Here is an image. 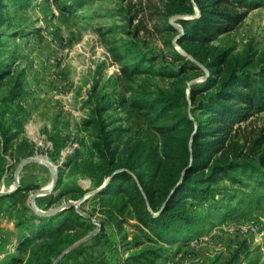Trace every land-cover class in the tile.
<instances>
[{
    "label": "rangeland",
    "instance_id": "1",
    "mask_svg": "<svg viewBox=\"0 0 264 264\" xmlns=\"http://www.w3.org/2000/svg\"><path fill=\"white\" fill-rule=\"evenodd\" d=\"M57 1L68 5L77 1L80 9L63 11L55 6ZM170 1L0 0V190H10L18 165L33 157L55 170V186L58 183L56 190L54 186L46 197L40 196V210L50 212L87 195L78 209L85 215L92 212L94 227L87 235L95 232L72 249L64 264H118L128 255L122 236L132 229L123 224L121 233L109 223L101 234L96 222L104 214L93 211L96 201H91V192L101 181L102 185L108 181L106 173L130 158L137 144L150 147L155 141L130 100L182 88L188 93L190 86L202 83L210 74L224 77L234 65L250 62L251 66L264 57L262 6L210 45H186L188 59L197 61L201 70H191L178 81L156 75L123 77L119 65L111 61L104 39L117 44L133 39L126 32L136 23H129L136 5L150 7L151 12L164 11ZM169 21L181 29L175 18ZM136 41L153 51L159 45L143 36ZM226 51L224 64L206 67L214 56ZM254 121L255 127H264V114ZM101 141L105 147L99 152L95 145ZM257 150L264 154V144ZM27 167L28 174L18 178L19 186L36 183L39 190L51 185L48 167L38 162ZM34 192L25 200L26 215L32 217L37 214L30 199ZM235 193L226 202L232 207L244 202L241 212L226 218L201 206L198 212L207 215L208 223L198 239L182 252L173 246L159 264H264V198L249 187ZM58 196L49 207L42 205ZM19 207L17 202L14 208Z\"/></svg>",
    "mask_w": 264,
    "mask_h": 264
},
{
    "label": "trees",
    "instance_id": "2",
    "mask_svg": "<svg viewBox=\"0 0 264 264\" xmlns=\"http://www.w3.org/2000/svg\"><path fill=\"white\" fill-rule=\"evenodd\" d=\"M76 3L57 1L55 6L73 13L80 9ZM262 6L264 0H172L164 11L151 12L150 7L136 5L129 17L130 24L136 23L126 32L133 39L120 44L104 39V44L123 77L156 75L178 81L191 70H201L188 59L187 44L210 45ZM174 16L180 30L169 21ZM142 36L159 44L156 51L144 49L136 41ZM228 53L214 56L206 67L224 64ZM249 64L234 65L224 77L210 74L202 83L190 86L188 93L182 88L130 100L155 141L150 147L137 144L130 158L106 173L105 186L91 197L96 201L93 211L104 214L101 234L109 223L121 233L123 224L132 229L122 236L128 255L118 264H159L173 246L177 252L192 246L208 223L207 215L198 212L201 206L232 218L244 203L232 207L226 202L237 190L249 187L264 198V154L257 150L264 144V127L254 125L256 117L264 114V57ZM104 147V141L95 145L99 152ZM57 187L58 183L55 190ZM38 188L29 182L0 197L20 195V207L15 209V202L11 206L17 242L0 258V264H53L94 227L92 212L85 215L74 207L48 216H27L25 200ZM58 198L44 200L42 205L49 207Z\"/></svg>",
    "mask_w": 264,
    "mask_h": 264
},
{
    "label": "water",
    "instance_id": "3",
    "mask_svg": "<svg viewBox=\"0 0 264 264\" xmlns=\"http://www.w3.org/2000/svg\"><path fill=\"white\" fill-rule=\"evenodd\" d=\"M176 16H174L173 18H175ZM198 65L199 63L197 61H195ZM200 66V65H199ZM30 162H38V163H41L43 165H45L46 167L49 168V170L51 171V174H52V183L49 187L47 188H42V189H39L37 191H35L34 193L31 194L30 196V199H31V202H32V206H33V209L35 210V212L38 214V215H41V216H48V215H53V214H56L66 208H69V207H74L75 209H77V211H79L78 207H79V204L80 202L87 196H84L82 197V199L78 200V201H68L67 203L65 204H62L58 207H56L55 209L51 210L50 212H44L42 210H40L38 207H37V204H36V198L37 196H41V195H47L49 194L52 189L54 188L55 186V182H56V173H55V170L45 161L43 160H40V159H37V158H33V157H29V158H26L24 161H22L18 167L16 168V171H15V174H14V185L13 187L8 190V191H2L0 190V197L1 196H4V195H7V194H10L12 193L18 186V173L20 172V170L27 164V163H30ZM106 182L99 188H97L96 190L92 191L91 194H94L96 193L97 191H99L103 186H105ZM96 224L99 226L100 223L99 222H96ZM95 232V231H93ZM92 233H90L89 235H87L85 238L77 241L76 243H74L73 245H71L67 250H65L61 255H59V257L55 260V263L58 262L59 259H61L63 256H65V254H67V252L71 251L72 249H74L75 247L83 244L87 239H89L91 236H92Z\"/></svg>",
    "mask_w": 264,
    "mask_h": 264
},
{
    "label": "crops",
    "instance_id": "4",
    "mask_svg": "<svg viewBox=\"0 0 264 264\" xmlns=\"http://www.w3.org/2000/svg\"><path fill=\"white\" fill-rule=\"evenodd\" d=\"M27 164L18 173L19 179L21 176H26L28 174ZM19 196L20 195L14 198H4L0 200V258L8 251H12L17 242L16 220L13 214V207L11 206L12 203L15 202V198H17L15 203L19 202ZM37 197L40 198V196ZM37 207L39 206L37 205ZM166 258L168 257L166 256Z\"/></svg>",
    "mask_w": 264,
    "mask_h": 264
}]
</instances>
